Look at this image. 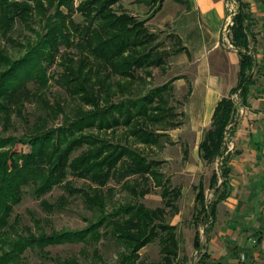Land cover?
<instances>
[{
    "label": "trees",
    "instance_id": "16d2710c",
    "mask_svg": "<svg viewBox=\"0 0 264 264\" xmlns=\"http://www.w3.org/2000/svg\"><path fill=\"white\" fill-rule=\"evenodd\" d=\"M120 1L81 0L73 8V0H57L56 16L45 18L43 36H38L16 59L8 60L0 54V62H8L0 73L3 129L11 126L13 114L27 123L18 106L31 96L28 84L36 86L34 93L46 87V72L60 46H73L69 58L65 53L60 55L71 76L60 85L72 98L85 96L81 102L94 108L89 112L77 108L74 119L58 126H51L54 111L41 109L32 124L26 125L23 135L0 134V264H28L26 251L56 264H108L101 249L106 244L116 247L113 264H179L175 226L167 222L166 216L177 212L181 188L172 186L165 177L160 169L162 161L149 160L135 146H159L162 140H168V130L181 126L180 113L170 103L175 78L137 96L133 94V84L140 79L136 72L149 76L150 68L160 67L164 71L163 57L169 53L158 50V37L147 28V19L115 10ZM151 1L154 0L147 2ZM161 1L158 0V5ZM235 1L237 9L228 29L231 45L239 56L238 82L228 96L218 101L198 146L199 157L206 165L216 161L219 165L209 179L210 199L206 198L201 181L194 187L193 248L199 257L197 264L206 260V254L201 252L199 228L203 226L206 235L214 220L216 204L228 194L231 154L225 153L224 137L225 133L231 137L235 132L238 107L232 96L236 94L240 104H244L255 64L249 45L251 13L246 3ZM52 3L53 0H0V36L7 37L15 19L28 23L32 9L44 13V5L50 7ZM62 6L68 13L59 10ZM73 11L81 16V22L69 18ZM167 36L177 44L172 54L181 52L178 37ZM115 98L118 100L114 101ZM100 102L103 103L98 106ZM118 129L122 130L126 143L113 141ZM73 179L87 184L75 187ZM110 179L137 198L145 196L151 187H158L161 205L152 209L129 201L107 211V201L113 195V190L106 187ZM54 187L62 188L64 195L53 203L41 199ZM24 188L41 199L40 206L47 214L65 207L68 197H82L84 208L90 213L87 225L79 230L51 229L47 233L42 219L33 217V228L21 227L20 219L11 220V216L22 201ZM153 242L159 246L160 259L143 262L139 251ZM64 243L81 244L77 257L60 259L48 255L47 247Z\"/></svg>",
    "mask_w": 264,
    "mask_h": 264
},
{
    "label": "crops",
    "instance_id": "0c3cea01",
    "mask_svg": "<svg viewBox=\"0 0 264 264\" xmlns=\"http://www.w3.org/2000/svg\"><path fill=\"white\" fill-rule=\"evenodd\" d=\"M239 1L246 3L251 13L249 45L255 64L245 102L238 101L244 115L236 122L232 135L235 154L230 152L227 197L216 204L206 235L200 231L203 227L199 228L201 252L206 254L204 264H264V0ZM141 4L144 8H140L139 15L147 19L151 30L175 35L183 47L168 65L179 71L174 83L180 93L185 86V111L198 139L199 157L201 129L211 123L218 101L228 96L238 82L239 56L226 31L229 24L225 0H162L153 6L157 7L154 13L146 0ZM184 129L179 126L168 130L167 142H175ZM187 156L184 146L183 158ZM178 212L177 206V212L167 216ZM168 223L176 229L175 224Z\"/></svg>",
    "mask_w": 264,
    "mask_h": 264
},
{
    "label": "rangeland",
    "instance_id": "374dc122",
    "mask_svg": "<svg viewBox=\"0 0 264 264\" xmlns=\"http://www.w3.org/2000/svg\"><path fill=\"white\" fill-rule=\"evenodd\" d=\"M56 1L53 0V3L50 7L46 6V11L44 13H37L32 9L30 11V20L28 23L20 22L18 19H15V24L13 23V29L8 32L7 37L0 36V54L4 55L8 60L16 59L21 56L26 48L32 44L38 36H43L46 28L44 27L45 18L48 16L54 17L56 11ZM143 0H121L119 5L114 6L117 12L125 11L129 14H136L137 19L142 18L139 14L141 12L140 8H144V5L141 4ZM148 1V0H146ZM81 0H73V8H76ZM30 6L33 4L30 3ZM158 4V0L151 1L149 3V9ZM148 7V4L145 5ZM59 10L68 13L66 7H59ZM138 13V14H137ZM135 16V15H134ZM75 23L81 22L82 18L77 12H72L70 17ZM147 28L151 30V27L146 24ZM158 39V50L167 51L169 55L164 56V71L160 68H150L148 69L151 73L149 76H146L144 72L137 71L136 75L140 77L133 84L132 90L134 95H138L142 92H147L153 87L161 86L167 81L177 78L179 76V71L173 69L172 66L168 65L169 59L173 56L172 51L177 47V44L174 42L173 38L167 36V31L165 30H154ZM155 41V43H156ZM73 51V46L70 48H63L60 46V49L57 55L54 58L53 65L47 70L46 75L48 77V82L46 87L42 91L36 92V86H33L31 83L28 84V88L31 90V96L25 99V101L18 106L20 110H23L24 116L27 118V123L21 122L13 114L11 116V126L6 130L3 129V119H0V134L2 136H15L19 137L23 135V132L26 128V125L29 126L32 124L34 119L37 117L38 111L41 109L45 110L51 109L54 111L52 114L51 126L65 125L75 117L73 114L77 108H80L83 112H89L94 108H90L85 102H81L83 95L78 97L68 96V92L64 90V87L60 84L68 81L71 77L68 75V71L65 69V63L61 54L65 53V57L69 58V55ZM76 56L73 58L75 59ZM61 60V61H60ZM8 65V62H0V73ZM181 72V71H180ZM175 81V80H174ZM172 82V100L170 101L176 109L177 113H180L178 119L182 122L180 128H185L181 131L182 135L178 136L175 142H166L167 140H162L161 145H156L152 147H143L135 145L149 160H160L162 164L160 166L161 171L165 176L170 178V183L172 186H179L181 188L182 194L180 199L177 202L179 212L175 216L168 215L166 217L167 222L176 225L175 232L179 241V264H197L198 254L193 248L192 239L194 235V226L192 221L193 206H194V195L195 191L193 186L198 184L199 181L202 182L205 188V195L207 199L211 198V191L208 188L209 179L212 171L219 165V162L216 161L211 165H206L196 153V144L197 137L194 131L191 130L188 123V116L185 111L186 102L184 100L185 86L182 87V92L180 93L177 85ZM34 93V94H33ZM234 97V96H233ZM85 99V98H84ZM118 99L115 98L114 101ZM239 99L237 98V102ZM103 102L98 103L97 105H102ZM239 108H242L239 106ZM244 115V112H238L236 114L237 121ZM46 121V119H45ZM210 123L206 124L200 131V138L203 136L204 131L209 128ZM110 136L109 133H106ZM113 141L126 143L124 136L122 135V130L118 129L113 137ZM232 136L227 137V145L232 147L230 152L235 154L233 147ZM172 139V138H171ZM180 143V144H179ZM185 145H182V144ZM184 146L188 151L187 158H183L184 155ZM21 146L18 145V149ZM82 148V147H81ZM81 151V149H80ZM187 154V153H186ZM68 179H72L71 176ZM75 187H84L86 182L79 179L72 180ZM106 187L113 190V195L111 200L107 201L106 210L118 203L123 202H139L144 206L149 208H154L161 205L160 198V189L151 187L149 192L143 197H135L129 194L127 191L121 189L120 184L115 180L110 179L107 182ZM64 195V191L60 187H54L50 192L45 194L41 199L53 203L58 197ZM36 199L30 192L29 188H24L23 198L20 204L14 207L11 220L14 217L20 219V226H28L33 228L32 218L42 219V227L48 233L51 229L56 231L60 230H79L84 228L87 225V220L90 218V213L84 208V203L82 197L73 196L68 197V203L65 207L59 210H55L50 214L44 212L40 206V200ZM203 227V226H201ZM202 233V229H200ZM202 244L206 246L205 237L201 234ZM81 247L79 243H64L54 246H49L46 248L48 255L50 257H58L60 259L69 258L71 256L78 255V251ZM103 259L108 264H113L116 260V247L113 245H104L101 247ZM26 263L28 264H56L49 258H44L39 256L34 252L26 251L24 253ZM77 257V256H76ZM80 257L78 256V259ZM160 259L159 246L157 242L148 244L140 250V260L143 262H153Z\"/></svg>",
    "mask_w": 264,
    "mask_h": 264
},
{
    "label": "built area",
    "instance_id": "2783aa9c",
    "mask_svg": "<svg viewBox=\"0 0 264 264\" xmlns=\"http://www.w3.org/2000/svg\"><path fill=\"white\" fill-rule=\"evenodd\" d=\"M225 6H226V10H227V14H226V20H227V21H226V24H229V25H228V27H229V26L232 24V22L230 23V21H231L233 15H234L235 12H236L237 4L234 2V0H225ZM226 26H227V25H226ZM228 27L226 28V31H227V32L229 31ZM233 96H234V97H233ZM233 96H232L233 101L238 105V102H237V98H238V96H237L236 94H234ZM238 99H239V98H238ZM238 112H240V113L243 112V109H242V108H239V105H238V107H237L236 114H237ZM227 137H230V136H228L227 133H225V137H224L225 148H226L225 153L230 152V150L232 149V147H229V146L227 145V143H226V141H227Z\"/></svg>",
    "mask_w": 264,
    "mask_h": 264
}]
</instances>
